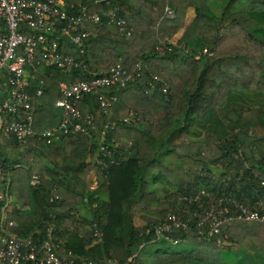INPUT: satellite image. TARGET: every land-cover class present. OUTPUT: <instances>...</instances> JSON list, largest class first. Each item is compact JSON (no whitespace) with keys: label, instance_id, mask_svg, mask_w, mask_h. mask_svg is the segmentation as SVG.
Returning <instances> with one entry per match:
<instances>
[{"label":"trees","instance_id":"1","mask_svg":"<svg viewBox=\"0 0 264 264\" xmlns=\"http://www.w3.org/2000/svg\"><path fill=\"white\" fill-rule=\"evenodd\" d=\"M67 2L97 13L113 11L130 33L102 21L90 27L80 45L59 34L58 49L84 68L36 65L40 74L33 73L29 91L39 80L43 91L33 134L25 144L16 139L0 144L10 198L6 220L15 223L6 230L32 243L49 237L60 253L110 258L114 264H127L134 253L133 264H249V255L238 249L247 238L256 240L264 256L261 223L231 219L221 227L226 234L221 245L214 236L197 234L199 203L216 205L222 196L247 206L264 200V0H226L219 13L211 8L214 0ZM178 30L182 38L168 43ZM118 61L128 69L141 63L140 77L102 89L116 97L109 114L101 113L93 92L77 101L96 126L110 123L103 145L113 161L93 162L97 132L89 137L57 133L45 144L41 130L57 125L62 115L53 105L59 84L89 79ZM130 113L133 121L124 122ZM162 147L176 156L172 167L162 159ZM91 170L93 190L88 189ZM160 176L173 191L159 198L161 209L153 216L147 210L158 196L149 184ZM101 184L104 194L95 192ZM168 213L190 229L179 226L168 238L154 236V226ZM148 244L156 247L140 257Z\"/></svg>","mask_w":264,"mask_h":264},{"label":"built area","instance_id":"2","mask_svg":"<svg viewBox=\"0 0 264 264\" xmlns=\"http://www.w3.org/2000/svg\"><path fill=\"white\" fill-rule=\"evenodd\" d=\"M165 16L171 18L172 11L167 10ZM102 21L114 24L124 35L130 33L125 27L124 19L116 17L113 11L97 13L87 10L83 5L68 3L67 0H0V144L9 145L12 139L25 144L33 134L35 105L43 91L41 80L33 92L29 91L33 73L40 74L36 65L45 63L65 71L73 67L84 68V64L76 62L72 56L58 49L57 35H64L72 44L80 45L90 34V27L101 24ZM166 41L171 43L167 39ZM140 69L139 62L128 69L118 61L89 79L60 83V96L53 105L62 110L61 118L57 125L42 129L40 139L49 144L57 133L78 132L89 137L97 132L99 141L93 162L100 163L101 157L109 158V162H112V152L107 145H103L110 123L96 126L91 115L81 113L77 101L86 93L93 92L101 113L109 114L116 97L114 94H105L102 89L135 81L140 77ZM153 79L157 80V77L153 76ZM165 89L166 86L161 88L162 91ZM133 119L130 113L123 121L129 123ZM89 174L93 177L94 186H90L89 182L88 189L93 190L96 175L93 170ZM33 178L34 176L31 182H34ZM0 180H5L0 183V264H22L28 261L34 264H114L110 258L93 260L78 258L71 251L60 253L49 237L32 243L30 238L22 239L6 230L5 226H13L15 223L6 220L7 206L10 204L8 173L2 168L1 160ZM193 200L198 201L196 198ZM216 203L209 207L199 203L197 234L214 236L218 245L226 238L221 227L231 219L264 224V200L247 206L230 196H222ZM179 226L190 229L179 216L168 213L154 226L153 233L154 236L168 238L167 234ZM95 234L93 231V235ZM135 255L136 253L128 257L127 264L134 263Z\"/></svg>","mask_w":264,"mask_h":264},{"label":"rangeland","instance_id":"3","mask_svg":"<svg viewBox=\"0 0 264 264\" xmlns=\"http://www.w3.org/2000/svg\"><path fill=\"white\" fill-rule=\"evenodd\" d=\"M224 1H226V0H214V3L211 4L212 10L219 13L221 6L223 5ZM170 40H171V42L175 41L172 38ZM164 149L165 148L162 147L159 150V151H161V153L165 154L162 159L165 161L166 166L172 167L176 162V156L172 152H166L165 153ZM152 171L155 172V170H152ZM90 176L91 175L89 174L88 182L90 181V186L93 187L94 186L93 177L91 176L92 177V179H91ZM104 186H105L104 184H101L99 187L96 188L95 192L103 193L102 191L104 190ZM149 188H151L152 191L156 192V195L158 196V198L156 199V201H153V203H151L149 205V208L147 211L148 212L151 211V214L153 216H158L160 209H161V202H162L159 200V198L164 197L166 193L173 191V189H172V186L169 185L167 183V181L164 179V177H162V176H160V179L157 180V182L150 183ZM82 212L86 215L85 211L82 210ZM135 222H137V221L135 220ZM236 246H237L236 244L232 243L230 248L235 249ZM256 246H257V242L254 238H247V239H244L242 241V243L238 246V249L240 251L241 250L245 251L249 255V257H247V263H249V264H264V256L260 257L259 253L257 252L258 249L256 250ZM155 247H156V244L144 245L142 247V249L139 251L138 255L140 257H142L144 254H146L148 251L154 249Z\"/></svg>","mask_w":264,"mask_h":264},{"label":"crops","instance_id":"4","mask_svg":"<svg viewBox=\"0 0 264 264\" xmlns=\"http://www.w3.org/2000/svg\"><path fill=\"white\" fill-rule=\"evenodd\" d=\"M188 16H190V13H188ZM187 21H189V17H187L186 19ZM182 35H183V31L182 30H178L176 33H174L172 35V39L173 40H180L182 38ZM104 189H105V186H104ZM81 214L85 215L82 210L79 211ZM86 216H89V214L86 212Z\"/></svg>","mask_w":264,"mask_h":264}]
</instances>
